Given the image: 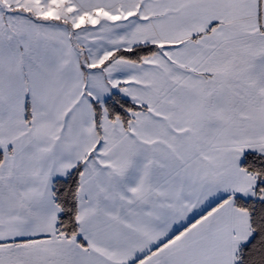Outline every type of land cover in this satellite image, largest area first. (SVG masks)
Wrapping results in <instances>:
<instances>
[{
	"label": "snow or ice",
	"instance_id": "6c2138e0",
	"mask_svg": "<svg viewBox=\"0 0 264 264\" xmlns=\"http://www.w3.org/2000/svg\"><path fill=\"white\" fill-rule=\"evenodd\" d=\"M0 264H264V0H0Z\"/></svg>",
	"mask_w": 264,
	"mask_h": 264
}]
</instances>
